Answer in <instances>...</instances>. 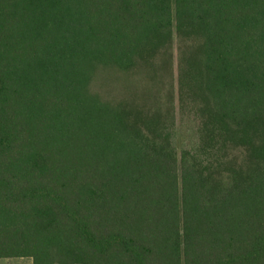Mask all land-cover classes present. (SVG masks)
Listing matches in <instances>:
<instances>
[{
	"label": "trees",
	"instance_id": "obj_1",
	"mask_svg": "<svg viewBox=\"0 0 264 264\" xmlns=\"http://www.w3.org/2000/svg\"><path fill=\"white\" fill-rule=\"evenodd\" d=\"M15 257L264 264V0H0Z\"/></svg>",
	"mask_w": 264,
	"mask_h": 264
},
{
	"label": "rangeland",
	"instance_id": "obj_2",
	"mask_svg": "<svg viewBox=\"0 0 264 264\" xmlns=\"http://www.w3.org/2000/svg\"><path fill=\"white\" fill-rule=\"evenodd\" d=\"M197 124L191 118H184L177 113L175 145L180 153L183 148L197 139Z\"/></svg>",
	"mask_w": 264,
	"mask_h": 264
},
{
	"label": "crops",
	"instance_id": "obj_3",
	"mask_svg": "<svg viewBox=\"0 0 264 264\" xmlns=\"http://www.w3.org/2000/svg\"><path fill=\"white\" fill-rule=\"evenodd\" d=\"M0 264H34L30 257L0 258Z\"/></svg>",
	"mask_w": 264,
	"mask_h": 264
}]
</instances>
